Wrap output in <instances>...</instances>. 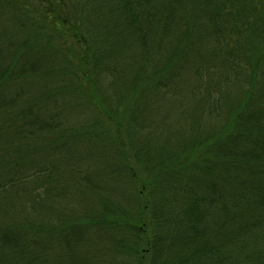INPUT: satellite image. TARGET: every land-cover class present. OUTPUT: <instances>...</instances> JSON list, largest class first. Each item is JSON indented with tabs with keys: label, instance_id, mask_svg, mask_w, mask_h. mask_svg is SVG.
<instances>
[{
	"label": "trees",
	"instance_id": "1",
	"mask_svg": "<svg viewBox=\"0 0 264 264\" xmlns=\"http://www.w3.org/2000/svg\"><path fill=\"white\" fill-rule=\"evenodd\" d=\"M0 264H264V0H0Z\"/></svg>",
	"mask_w": 264,
	"mask_h": 264
}]
</instances>
